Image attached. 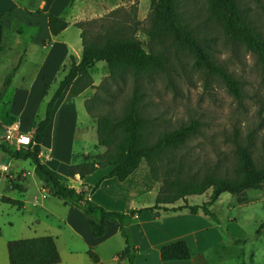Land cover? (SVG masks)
<instances>
[{
	"label": "trees",
	"instance_id": "trees-1",
	"mask_svg": "<svg viewBox=\"0 0 264 264\" xmlns=\"http://www.w3.org/2000/svg\"><path fill=\"white\" fill-rule=\"evenodd\" d=\"M184 1H192L196 10V0H150L148 21L142 27L138 19L125 22L119 18L101 24L95 32H89L82 26L83 21H76L82 46L80 57L77 60L71 53L68 62L61 66L65 70L64 75L43 103L42 114L38 111L31 122V143L15 148L7 142H0V156L5 154L10 158L29 159L42 186L64 204L80 210L95 237L105 233L108 220H116L124 241L117 256L119 260H127L128 264H135L137 256V248L129 237L128 229L132 216L141 209L108 210L92 203L88 196L104 178L114 176L123 180L144 158L152 178L157 182L155 202L148 208L155 210V214L187 210L211 216L208 206L222 192L240 196L247 189L264 187V159L258 162L252 147L255 132L264 126V102L257 110L259 121L247 129L245 140L240 139L242 133L236 126L232 128V136L223 133L224 139L233 143L231 157L215 147L211 151L214 157L201 154L197 138L203 134V122L197 117L172 125L162 117L161 111H153L148 106V86L161 74L165 78L170 76L171 59L179 51L188 54L192 66L206 78L214 76L220 79L237 100L244 95L242 80L218 59L215 43L218 38L226 44L244 47L264 67V36L245 0H202V11L197 9L195 16L181 9ZM254 1L264 13V0ZM2 15L0 13V47ZM47 18L52 35L59 34L68 25L64 16L48 13ZM140 29L148 36V48L138 38L137 31ZM97 61L105 63L107 81L93 85L91 68ZM8 82L9 77L1 87L0 102ZM110 84L115 88L112 89ZM126 85L128 90L123 91L122 87ZM66 87L74 95L87 87L99 90H94L83 104L89 116L95 119V148L104 147V150L85 154L82 161L71 163L69 175L77 173L83 178L98 167L111 166V169L94 185L86 188L84 183L77 187L65 183L45 167L39 157L41 140L53 105ZM12 186L24 189L17 183ZM208 189H211L208 199L200 204L188 203L189 195L202 194ZM1 199L22 205L20 199L5 195ZM179 199L183 202L174 205ZM240 200L243 199L240 197ZM261 228H264V221ZM7 251L10 264H52L60 260L55 239L48 234L10 239ZM88 254L94 261L98 260L91 250ZM190 256L184 239L162 244L159 248L161 260L187 259Z\"/></svg>",
	"mask_w": 264,
	"mask_h": 264
},
{
	"label": "crops",
	"instance_id": "crops-1",
	"mask_svg": "<svg viewBox=\"0 0 264 264\" xmlns=\"http://www.w3.org/2000/svg\"><path fill=\"white\" fill-rule=\"evenodd\" d=\"M74 1L40 0L38 6L34 8L23 7L15 0H0V13L3 14L1 18L3 34L4 28L20 32L16 25L22 22H25L28 27L34 26L35 28V32L29 35V42L21 41L22 37L17 33L14 41H9V44L11 46L29 45L32 49L35 45L46 47V51L31 74L30 80H23L13 85L9 93L11 99L8 110L17 116L15 120L19 121L24 132L27 129L33 130L31 122L35 117L36 110L48 95L51 83L65 57L69 54L70 49H73L65 37L59 39L58 36L66 30L70 23L73 24L80 20L77 19L80 6L75 11L70 9L69 12H66L67 6L73 5ZM48 13L64 16L68 21V25L55 37L48 27ZM65 15H68L69 19ZM15 21L17 22L13 24ZM3 34L0 49L2 48ZM81 49L82 46L74 47L72 54L77 60L80 57ZM22 56L20 55V60ZM17 66L15 65L12 72L5 77V79L9 77L6 89L14 76L13 72L16 73ZM90 91V87H87L79 94L74 95L69 88L63 89L53 105L51 118L45 127L39 151L43 165L73 187H77L81 183L85 184V188L92 186L111 169V166L98 167L83 178H80L77 173L74 176L69 175L71 163L82 161L85 154L104 150L103 147L95 148L97 136L93 147L88 148L85 139L86 125L80 124V105L91 94ZM83 115L88 121L90 120L91 125L95 122L92 117L88 116L89 114ZM262 115L264 117V109ZM20 116L26 120L25 125L22 124ZM94 125L96 131V124L94 123ZM79 131L83 136L78 139L77 132ZM78 140H82V142L76 146ZM5 142L7 141L5 140ZM1 156H6L9 160L7 165L0 161V164L6 165V169L0 172V264H10L7 251L8 240L45 234L54 237L60 254L59 262L52 264L121 263L117 253L124 244L121 243L119 225L116 220H108L105 233L100 237H95L80 210L64 204L60 198L54 195L47 197L48 190L42 186V181L36 176L33 164L29 172L23 168L14 170L13 158L5 154ZM28 173L35 176L27 179ZM13 183L23 185L24 189L13 187ZM14 190L18 192L17 196L10 194ZM156 193L157 182L152 178L146 160L141 158L137 167L125 179L118 180L114 176L106 177L88 196L92 203L101 205L108 210L141 209L140 212L132 216L129 227L131 240L137 248L136 264L139 262L144 264H190L191 256L187 259H160V246L177 239L186 241L191 255L200 250V247H211L222 242L218 224L208 221L198 213L180 210L175 212L160 211L159 214H155V210L148 209L154 204ZM2 195L20 199L22 205L17 206L3 201ZM175 203L174 205H178ZM6 204L22 212L25 218L23 223H17L16 229H13V221L5 217V214L10 211ZM23 224L24 228L29 230L28 232L23 231ZM89 250L98 256V260L94 261L89 256Z\"/></svg>",
	"mask_w": 264,
	"mask_h": 264
},
{
	"label": "rangeland",
	"instance_id": "rangeland-1",
	"mask_svg": "<svg viewBox=\"0 0 264 264\" xmlns=\"http://www.w3.org/2000/svg\"><path fill=\"white\" fill-rule=\"evenodd\" d=\"M15 1L23 7L30 6L34 8L40 2V0ZM245 1L250 5V12L264 36V13L255 5L254 0ZM195 2L196 10L200 9L202 0H196ZM192 3V1H184L181 9L195 16L197 11ZM78 6H80V12L77 19L83 21L82 26L89 32H95L100 29L101 24H107L110 22L109 20L119 18L125 22H130L133 18L138 19L139 25L142 27L147 24L150 12V0H75L73 5L69 4L67 6L66 12H69L70 9L75 11ZM66 17L68 18V15ZM75 22L70 23L66 30L58 36L59 39L65 37L71 43L73 49H70L69 54L73 53L75 46L81 47L80 29L75 26ZM16 27L20 32L14 31L15 29L4 28L3 43L0 49V90L5 77L12 72L15 65H18L16 73L13 72L14 76L12 75L10 84L5 89L6 93H4L0 102V142H5L3 139L4 124L17 118L11 110H8L11 87L23 80H30L31 74L46 51V47L43 45H35L33 49L31 46L23 44L11 46L9 41H14L17 33L22 37L21 41L29 42V35L35 32L34 26L28 27L25 22L18 23ZM137 34L141 44L148 48V36L141 29L137 31ZM215 43L218 59L230 67L242 80L244 95L241 100H237L217 77L208 76L206 78L200 70L192 66L189 55L179 51L177 56L171 59L172 65H170V71L168 72L170 76L165 78L164 74H161L148 86V106L153 111H161L162 117L167 118L168 123L172 125L186 121L190 117H197L203 122V134L197 138L201 154L205 157H214L215 154L211 151L215 147L220 149V152H227L231 157L233 143L224 139L223 133H229L232 136V128L236 126L242 133L240 139L243 140L247 129L253 127L256 124L254 122L259 121L257 110L260 103L264 102V67L257 62L253 53L246 51L242 46L226 44L220 38ZM69 54L65 57L61 66L68 62ZM20 55H23L21 60ZM61 66L51 83L48 95L41 101L36 113L40 111L42 114L43 103L64 75L65 70L61 69ZM107 74L108 69L105 63L97 61L91 68L93 85L107 81L105 80ZM169 80H171V83ZM110 86L112 89L115 88L113 84H110ZM122 88L123 91H127L128 85ZM90 90L91 94L94 90L99 91L95 87H90ZM80 108V124L82 126L86 125L85 139L88 148L91 149L97 136L95 122L91 125L90 120L88 121L83 115H88L83 104L80 105ZM19 118L22 124L25 125L26 120L21 116ZM93 120L95 121L94 118ZM81 131L77 132L78 139L83 136L80 134ZM25 133L31 136L33 132L31 129H27ZM81 142L82 140H78L76 146ZM252 147L255 159L261 162L264 159V126L255 132ZM12 166L14 170L23 168L29 172L32 162L29 159L13 158ZM32 176L28 173L26 178L30 179ZM210 191L211 189H208L202 194L189 195L187 201L190 204H200L208 199ZM10 194H16L15 196H17L18 192L14 190ZM46 195L52 197L49 192ZM240 197L243 200H240ZM182 202L183 200L179 199L175 204ZM6 207H9L10 211L5 214V217L13 221V229H16L17 223H23L25 218L22 212L15 207L8 204H6ZM208 209L211 216H207L202 212H198V214L208 221L218 224L222 242L211 247H200V250L193 252L189 258L191 259L190 264H264V228H261L264 221V187L261 189H247L240 196L230 192H222L208 206ZM22 229L24 232L29 231L24 228V224ZM129 232L130 228L128 229ZM120 239H122L121 243L124 244L121 235ZM120 264L128 263L127 260H121ZM139 264L144 263L139 262Z\"/></svg>",
	"mask_w": 264,
	"mask_h": 264
},
{
	"label": "built area",
	"instance_id": "built-area-1",
	"mask_svg": "<svg viewBox=\"0 0 264 264\" xmlns=\"http://www.w3.org/2000/svg\"><path fill=\"white\" fill-rule=\"evenodd\" d=\"M3 138L15 148L23 147L31 143V136L25 133L18 120H13L4 126ZM6 169L4 164H0V172Z\"/></svg>",
	"mask_w": 264,
	"mask_h": 264
},
{
	"label": "water",
	"instance_id": "water-1",
	"mask_svg": "<svg viewBox=\"0 0 264 264\" xmlns=\"http://www.w3.org/2000/svg\"><path fill=\"white\" fill-rule=\"evenodd\" d=\"M8 160H9V158H7L6 156H1V159H0V161L2 162V163H4V164H8Z\"/></svg>",
	"mask_w": 264,
	"mask_h": 264
}]
</instances>
